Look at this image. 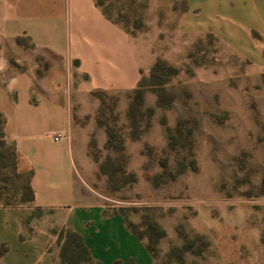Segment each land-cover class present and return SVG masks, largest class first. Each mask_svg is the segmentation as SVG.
Here are the masks:
<instances>
[{"label":"rangeland","instance_id":"obj_1","mask_svg":"<svg viewBox=\"0 0 264 264\" xmlns=\"http://www.w3.org/2000/svg\"><path fill=\"white\" fill-rule=\"evenodd\" d=\"M97 2L129 33L141 71L133 89L96 91L75 108L77 196L119 211L139 230L145 215L157 220L165 231L153 248L159 264H218L210 234L237 243L248 221L262 227L264 242V65L210 32L183 33L187 0ZM1 8L0 0V65L44 71L47 61L28 37L6 38ZM4 120L0 113V203L26 210L28 174L15 170ZM211 224L209 233L199 230ZM184 244L181 258L171 254Z\"/></svg>","mask_w":264,"mask_h":264},{"label":"crops","instance_id":"obj_2","mask_svg":"<svg viewBox=\"0 0 264 264\" xmlns=\"http://www.w3.org/2000/svg\"><path fill=\"white\" fill-rule=\"evenodd\" d=\"M1 1L6 38L28 37L47 68L14 72L0 65L5 135L15 145L17 171L31 172L34 199L26 210L41 211L30 218L23 207L0 203V264H62V229L78 232L99 264H152L145 240L125 217L100 201L81 200L75 186V108L96 91L136 87L141 63L129 33L97 0ZM187 6L183 33L210 32L238 56L264 65V0H187ZM262 231L240 224L231 244L210 234L219 247L217 263L235 264L230 259L237 257L238 264H264Z\"/></svg>","mask_w":264,"mask_h":264},{"label":"trees","instance_id":"obj_3","mask_svg":"<svg viewBox=\"0 0 264 264\" xmlns=\"http://www.w3.org/2000/svg\"><path fill=\"white\" fill-rule=\"evenodd\" d=\"M155 68H156V65L153 66V70ZM15 170L17 171L16 167H15ZM17 172L28 174L27 182L24 184L23 187L29 191L28 200L32 201L34 199V191L30 184L31 172L30 171H17ZM145 216H146L147 221H144L146 228L143 230H139L131 223H128L126 218L125 220H126L127 226L133 233H135L139 238L143 240L145 238V245L147 249L149 250V252L151 253V255L153 256L154 244H156L158 242V239L165 234V231L161 228L157 220L152 219L148 215H145ZM59 234H60L59 238L63 240L62 245H61L62 264H69L74 261L79 262L83 260L87 262H92V263L94 262L95 264H99L96 261H94L93 258L91 257L90 252L88 248L86 247L82 236L78 232L70 230V229H62L60 230ZM197 238L200 240L204 239L202 235H197ZM187 247H188L187 244H184L182 247L177 246V245L172 246L171 254H173L177 258H181L183 253L185 252V248ZM152 264H159V263L153 260Z\"/></svg>","mask_w":264,"mask_h":264},{"label":"built area","instance_id":"obj_4","mask_svg":"<svg viewBox=\"0 0 264 264\" xmlns=\"http://www.w3.org/2000/svg\"><path fill=\"white\" fill-rule=\"evenodd\" d=\"M61 135L60 134H55V139H60Z\"/></svg>","mask_w":264,"mask_h":264}]
</instances>
